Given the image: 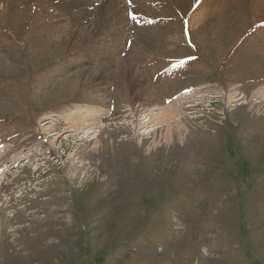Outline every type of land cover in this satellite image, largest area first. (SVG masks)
Returning a JSON list of instances; mask_svg holds the SVG:
<instances>
[{
    "label": "rangeland",
    "instance_id": "obj_1",
    "mask_svg": "<svg viewBox=\"0 0 264 264\" xmlns=\"http://www.w3.org/2000/svg\"><path fill=\"white\" fill-rule=\"evenodd\" d=\"M45 2L0 0V264H264V0Z\"/></svg>",
    "mask_w": 264,
    "mask_h": 264
},
{
    "label": "bare ground",
    "instance_id": "obj_2",
    "mask_svg": "<svg viewBox=\"0 0 264 264\" xmlns=\"http://www.w3.org/2000/svg\"><path fill=\"white\" fill-rule=\"evenodd\" d=\"M117 2H118V0H117ZM181 2H182V5H183V7L185 9L188 8V6H189L188 3L190 2V0H181ZM104 6H105L104 8H105L106 11L110 10V11H113V12L115 11L116 13L118 12V10H117L118 6L116 5V2H113V4L112 3H105ZM100 11H102V10H100ZM113 12H111V13L113 14ZM196 20H199V19H196ZM131 65L132 64L129 65V71H127L129 73V75H127V72L124 71L125 76L123 77V81L125 80L127 82V85H128L129 90L131 92L132 98L137 101V100H141L145 96V93H146L145 92V88H144L145 87V83H144L143 79L140 77V74L138 73V69H136L135 67H133ZM170 115H168V116H170V117L174 116V114H172V113H170ZM97 143H98V140H97ZM96 155L98 157L101 156V154L98 155V153ZM102 166H103V163L101 161V163H100V165L98 166L97 169L98 170L101 169Z\"/></svg>",
    "mask_w": 264,
    "mask_h": 264
},
{
    "label": "snow or ice",
    "instance_id": "obj_3",
    "mask_svg": "<svg viewBox=\"0 0 264 264\" xmlns=\"http://www.w3.org/2000/svg\"><path fill=\"white\" fill-rule=\"evenodd\" d=\"M129 2H131V0H129ZM131 17H132V19H135V16L133 15V14H129Z\"/></svg>",
    "mask_w": 264,
    "mask_h": 264
}]
</instances>
